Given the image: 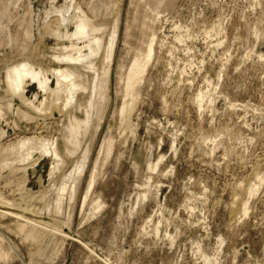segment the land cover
Wrapping results in <instances>:
<instances>
[{
	"label": "rangeland",
	"instance_id": "1",
	"mask_svg": "<svg viewBox=\"0 0 264 264\" xmlns=\"http://www.w3.org/2000/svg\"><path fill=\"white\" fill-rule=\"evenodd\" d=\"M77 8L100 30L103 49L92 60L98 90L90 124L70 154L69 116L54 105L35 112L9 95L6 71L28 61L55 88L51 71L66 66L55 58L71 45L65 35L75 22L61 23L53 12L68 10L69 20ZM153 36L138 98L123 116L119 78ZM26 90L27 100L43 101L37 85ZM2 131L1 199L12 211L34 208L31 218L57 223L69 238L34 243L18 230L20 221L0 217L8 254L0 264H264V0H0ZM22 139L58 145L53 180L40 146L25 161L6 150ZM86 152L83 176L66 178Z\"/></svg>",
	"mask_w": 264,
	"mask_h": 264
},
{
	"label": "bare ground",
	"instance_id": "2",
	"mask_svg": "<svg viewBox=\"0 0 264 264\" xmlns=\"http://www.w3.org/2000/svg\"><path fill=\"white\" fill-rule=\"evenodd\" d=\"M72 1L73 0H71V2ZM76 10V14H74L69 20H67L65 17L68 10H55L53 12V14H56L62 18L61 23H65L66 21H71L72 23L75 22V31L71 34L65 35L66 38L71 40V45L63 47L62 51L64 52V55L55 58V60L64 62L66 66L64 68L60 67L51 71L52 76L56 78L57 81L55 88H51L49 85L50 79L48 78V74L41 68L32 65L28 61L18 63L6 71L7 93L9 95L12 97L18 95L21 103L28 106L35 112H48L49 108L54 105V111H57L61 117L68 118L69 116V124L67 127L69 136L66 139V152L70 154L79 152L81 143L80 139L83 135H86V128L90 124L92 93L98 90V86L96 85L98 75L95 71L94 62L92 60L97 58L103 49L102 38L98 35L100 30L92 25V22L89 21L88 16L85 13H79V8ZM50 13L51 12H48L47 14ZM61 26L62 25H59V28ZM55 35L57 38H62V35L59 31H57ZM153 38L151 39L150 44L147 46V52L144 55L138 52L133 53L131 65L126 75H121L119 78L120 83H123L124 85V103L120 111L123 116L129 114L132 111L133 105L138 98V92L141 83L144 79L147 67L149 66L153 57L155 42V38ZM115 42L116 38L114 36L109 42L107 48L108 55L106 56L105 60L108 67H105L104 69L105 76H108L109 68L113 62V50L116 46ZM70 50L71 53H69ZM130 51L132 52L131 49ZM90 74L93 75V85L91 87H89L86 83V81L88 82L89 78L91 77ZM27 81L29 82L27 83ZM28 85L38 86V91L43 94V101L39 103L36 102L38 95H35L34 101H29L25 98L24 93L27 91L26 88ZM87 92H90V97H86L89 100L86 103H84L86 98L79 101V103L72 108V112H70L68 108L77 102L75 100H77L79 96L82 97ZM199 98H201V101L204 99L201 94ZM8 106L11 107V104ZM80 112L85 114V119L81 120L77 117V114ZM5 138H7V133L2 131V133H0V140ZM34 146H40L42 149L41 152L44 153L43 156H46L51 160L52 168L50 170L49 177L50 180H53L56 176L59 162L61 161V153L59 152V147L55 142L49 143L45 139H22L16 144L8 147L6 150L10 151V153H15L17 157L22 158L23 161H25L26 159L31 158V155L35 149ZM111 151L112 147L108 146L107 153L110 154ZM0 156H2V154H0ZM87 161L88 154L86 152V155L81 156L76 165H74L73 171L69 172V174L65 177L68 178L72 175V173H76L77 171L79 173V176L77 177L78 181L85 172ZM96 174L97 168L95 167L92 171V175L90 176L91 181L84 198L85 201L89 199L88 197L95 186ZM257 191L258 188H255L250 192V195L254 196L257 194ZM144 197L145 200L146 196ZM97 203L95 204L97 205ZM94 206L95 205H93V207ZM12 207H14L12 203L6 202L0 197V217L13 218L20 221L21 223L18 226V230L26 236V239L31 240L34 243H39L49 236L59 237L62 239L69 238L68 233L57 223L47 224L46 222L44 223L42 221H38L37 219L31 218V214H34V208L32 210L28 206L26 208H22L21 206L18 207V211H12ZM95 209L99 211L102 209V207L101 205H97ZM246 212L247 211H245V213ZM0 239V255L4 259H7L8 254L4 253L1 248L2 242H6V238L0 235ZM84 246L85 248L88 247L86 244Z\"/></svg>",
	"mask_w": 264,
	"mask_h": 264
}]
</instances>
